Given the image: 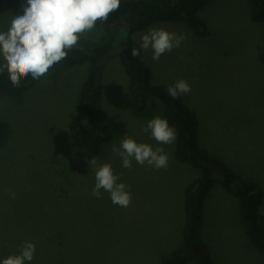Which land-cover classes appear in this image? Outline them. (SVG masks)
I'll return each instance as SVG.
<instances>
[{"label":"rangeland","instance_id":"obj_1","mask_svg":"<svg viewBox=\"0 0 264 264\" xmlns=\"http://www.w3.org/2000/svg\"><path fill=\"white\" fill-rule=\"evenodd\" d=\"M25 3L0 0V31L12 15L22 14ZM199 14L208 24L204 35L177 20L155 23L135 39L139 47L151 28L185 36L158 62L151 49L140 51L154 82L169 86L183 79L190 85L182 99L198 116L200 146L241 179L261 185L264 221V25L252 18L248 0H208ZM103 35L96 27L85 37ZM87 70L88 63L62 66L21 99L0 94V122L7 124L0 146V260L19 254L28 241L36 247L31 264H161L182 240L185 191L200 170L176 158V140L157 144L143 131L150 119L164 118L163 107L158 101L150 114L132 111L131 82L118 52L102 72V118L113 136L97 153L75 145L70 124ZM125 135L163 148L167 169L135 160L131 169L123 168L111 148ZM94 156L130 186L128 207L114 205L103 190L101 198L92 195L95 175L88 160ZM204 218V238L218 264H264V250L247 234L234 193L215 186Z\"/></svg>","mask_w":264,"mask_h":264},{"label":"trees","instance_id":"obj_2","mask_svg":"<svg viewBox=\"0 0 264 264\" xmlns=\"http://www.w3.org/2000/svg\"><path fill=\"white\" fill-rule=\"evenodd\" d=\"M248 1L252 18L264 25V0ZM207 3L208 0H121L119 10L110 15L108 22L96 26L103 29V37H81L67 59L51 69L57 71L62 66L88 63L87 76L80 90L79 108L70 124V135L75 145L97 153L113 136L102 118V72L108 59L118 52L131 82L129 106L132 111L140 116L150 114L159 101L164 118L177 132L176 158L200 170L185 191L182 240L162 257L161 264H218L204 238L205 204L217 185L237 196L246 232L252 242L264 250L261 185L241 179L229 166L203 149L199 143L196 111L182 97L172 99L167 94V85L154 82L152 69L141 51L138 57L131 55L132 48H138L135 34L158 22L184 20L196 33L206 34L208 24L199 12ZM121 34H124L123 39L119 38ZM261 59L264 62V48ZM37 81L29 77L20 86L13 87L5 71L0 73V94L21 99L20 95ZM6 132L7 124L0 122V146L6 141Z\"/></svg>","mask_w":264,"mask_h":264},{"label":"clouds","instance_id":"obj_3","mask_svg":"<svg viewBox=\"0 0 264 264\" xmlns=\"http://www.w3.org/2000/svg\"><path fill=\"white\" fill-rule=\"evenodd\" d=\"M121 0H26L21 5L22 14L11 17L6 31H0V73L6 71L13 87L31 77L40 80L63 60L80 43L81 37L96 29L97 24L107 23L112 13L119 10ZM185 39L183 34L169 32L164 28H151L141 36L139 47L132 48L133 57L140 56V50H152V60L158 62L161 56L178 48ZM186 80L180 79L169 85L167 94L177 99L190 93ZM143 131L157 144L170 145L175 142L177 132L167 119L156 116L147 122ZM111 151L120 157L122 167L131 169L135 160L140 166L147 164L157 170L167 169L168 154L163 148L137 142L125 135L119 146ZM94 171L95 185L92 195L101 198V190L109 194L114 205L126 208L131 204L130 186L121 181L110 163H98V157L88 160ZM15 198V193L11 194ZM36 247L25 241L19 254L9 255L0 264H31Z\"/></svg>","mask_w":264,"mask_h":264}]
</instances>
